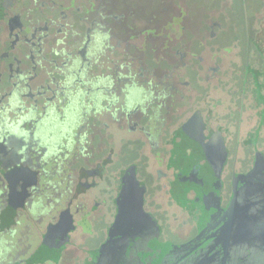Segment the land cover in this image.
<instances>
[{
    "label": "flooded vegetation",
    "instance_id": "1",
    "mask_svg": "<svg viewBox=\"0 0 264 264\" xmlns=\"http://www.w3.org/2000/svg\"><path fill=\"white\" fill-rule=\"evenodd\" d=\"M243 2L245 46L232 91L238 97L232 108L236 144L250 97L253 116L264 122V46L252 33ZM147 3L0 0V264H66L74 247L84 255L82 264H166V247L193 243L217 227L234 191L239 200L255 195L256 208L227 237L188 259L194 262L178 264H252V257H264L259 242L246 245L250 252L236 244L239 233L249 230L246 224L264 221V156L255 146L248 168L236 170L227 128L198 108L168 127L170 113L190 89L184 70L202 64L207 82L221 67L205 63L185 38V12L161 19ZM213 19L204 21L208 39L221 29ZM252 52L260 58L256 66ZM112 123L142 136L154 152L155 176L193 220L194 233L185 240H162L158 221L145 210L146 184L135 165L110 176L105 169L111 156L95 157V133ZM139 195L141 212L159 230L140 221ZM98 217L109 219L105 239L97 248L79 247L73 240L79 224L90 226Z\"/></svg>",
    "mask_w": 264,
    "mask_h": 264
},
{
    "label": "rangeland",
    "instance_id": "2",
    "mask_svg": "<svg viewBox=\"0 0 264 264\" xmlns=\"http://www.w3.org/2000/svg\"><path fill=\"white\" fill-rule=\"evenodd\" d=\"M158 1L150 0L151 5L148 2L147 6L151 7L154 12L160 13L162 15L161 19L169 20L172 16H180L182 11L185 12L184 21L188 26L185 38L190 40L191 47L203 58L205 63L216 62L221 67L217 78L207 82L203 79L205 69L202 64L193 65L184 70L182 74L190 81V89L186 91L185 97L179 100L180 103H177V108L170 113L168 127L184 120L188 115L187 111L196 108L208 120L212 115V118L219 120L215 123L217 126L222 124L221 126L227 128L223 130L224 137L231 154L233 152L235 156L236 170H246L250 164V159L254 157L255 146L264 156V122L262 124V121H258V118L253 116L250 97L247 101L248 110L243 114L238 143L234 142L237 129L232 127L235 116L232 113V108L238 97L232 91L238 83L240 58L244 54L245 46L241 38L242 22L244 20L243 0ZM245 5L247 14L250 16L252 33L259 36L261 41L258 44L263 47L264 32L261 31V28L264 27V0H246ZM164 7L167 8L166 11L163 10ZM210 18L216 19L221 25V29L217 31V37L214 39H208L207 33L204 32V29H206L204 21H209ZM197 28H200V30L196 31ZM193 32L202 42L201 46L197 42L195 43L196 39L192 35ZM223 47H226L228 52H225ZM259 60L258 53L252 52V64L256 66ZM261 63L263 64L262 68H264V62ZM217 102L219 106H215ZM235 117L237 118V114ZM211 123L214 124V121H211ZM88 135V140L90 139L91 142L90 134L88 133ZM163 136H167L166 130H164ZM93 141L96 148V158L109 155L112 158V163L105 169L108 175L113 176L121 169L135 165L138 176L146 184L145 210L158 221L163 241L179 243L185 240L189 234L194 233L193 220L185 212L180 211L174 203L172 195L170 196L168 187L165 188L155 176L154 171L157 169V165L153 160L155 157L154 152L141 143L143 141L142 136L130 135L124 129L120 130L116 124L112 123L108 131H101L100 133L96 131ZM251 142L254 143L250 144ZM229 167H231V164ZM160 169L164 171V167H160ZM94 219L90 226L83 222V224L80 223V230L73 235V240L79 247L97 248L105 239L106 222L109 219L103 217ZM185 222L190 225H185ZM72 250L74 253L71 258H68L72 261H66V264H80L83 262L84 255L82 251L76 247L71 248L70 252ZM63 264H65V261Z\"/></svg>",
    "mask_w": 264,
    "mask_h": 264
},
{
    "label": "water",
    "instance_id": "3",
    "mask_svg": "<svg viewBox=\"0 0 264 264\" xmlns=\"http://www.w3.org/2000/svg\"><path fill=\"white\" fill-rule=\"evenodd\" d=\"M126 174L133 175L134 171H129ZM133 182L134 181H132V183ZM125 191L126 190H124V188H123V190L120 194V196L123 197L122 199H124V200H125L124 197H127V195H128V193H126ZM255 199H258V198L255 197V195H254V196L249 197L246 200H239L238 197L235 196V191H234L232 194L231 200L229 201V204L227 205L224 213L222 214V216L219 220L217 227L214 230H212L211 232H209L207 235H205L204 237L194 240L193 243L191 241L190 243H188L186 245L178 246L176 248L175 247H166L167 249H165V252H166V254H168L167 257L165 258L166 264H178L183 260H186L188 262H192V261L194 262V260H188V259H190L191 256H194L200 248H202L203 246H206V244L208 242L219 241V239H221L223 237H227L229 235V232L232 229L233 225L243 217L244 213L246 211L249 212L250 210H253L256 208L258 202ZM137 202H138L137 203V207H138L137 210L139 213V217L141 216V218H142V219H140V221H142V220L150 221L156 227V229L159 230L157 223L153 219V217L148 215V214L147 215L143 214L141 212L142 198L140 197V195H139V199ZM119 212H121V209L119 210ZM120 214H122V213H120ZM120 214L119 213L117 214V219L120 216ZM262 224H264V221L258 222L255 224H252L251 222H249L248 224H246V226L244 224L243 225L245 227H247L249 230H254V228H256L257 226L262 225ZM243 233H239V236L241 234V237H242ZM241 237H239L238 241L236 242V244L238 243L237 246L239 249L242 247L241 240H240ZM170 261H174V262L169 263ZM254 264H256V263H254ZM257 264H261V263H257Z\"/></svg>",
    "mask_w": 264,
    "mask_h": 264
},
{
    "label": "trees",
    "instance_id": "4",
    "mask_svg": "<svg viewBox=\"0 0 264 264\" xmlns=\"http://www.w3.org/2000/svg\"><path fill=\"white\" fill-rule=\"evenodd\" d=\"M261 31L264 32V27L262 28ZM256 41H259L258 43H260L261 39L259 38V36H256ZM186 202H187L186 200L182 201V205L186 206V204H187ZM251 242H254L256 244L259 242V244L262 247H264V224L257 226L256 228H254V230H247L246 234L241 237V245H242L241 249H243L244 252H246L245 249L248 252H250V249H247V248H249L251 246L246 247V245L250 244ZM241 249L239 250L240 252H242ZM253 251H255V249H253ZM259 251L264 252V248L259 250ZM253 260L255 263L263 264L264 257L263 258L252 257V261ZM249 262H250V260H249ZM252 264H254V263H252Z\"/></svg>",
    "mask_w": 264,
    "mask_h": 264
}]
</instances>
